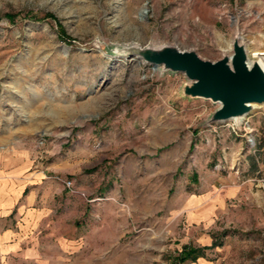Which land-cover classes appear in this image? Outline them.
<instances>
[{
	"label": "rangeland",
	"instance_id": "rangeland-1",
	"mask_svg": "<svg viewBox=\"0 0 264 264\" xmlns=\"http://www.w3.org/2000/svg\"><path fill=\"white\" fill-rule=\"evenodd\" d=\"M237 34L264 53V0H0V155L39 179L9 264H264V105L210 122L185 74L116 55Z\"/></svg>",
	"mask_w": 264,
	"mask_h": 264
},
{
	"label": "water",
	"instance_id": "water-1",
	"mask_svg": "<svg viewBox=\"0 0 264 264\" xmlns=\"http://www.w3.org/2000/svg\"><path fill=\"white\" fill-rule=\"evenodd\" d=\"M237 34L232 55L217 62L203 60L195 51H181L164 46H139L116 49V55L137 57L144 63L160 67L161 72L183 73L191 82L184 87L190 98L211 100L220 108L210 122L239 121L256 107L264 105V70L258 63L249 65L246 45Z\"/></svg>",
	"mask_w": 264,
	"mask_h": 264
},
{
	"label": "crops",
	"instance_id": "crops-1",
	"mask_svg": "<svg viewBox=\"0 0 264 264\" xmlns=\"http://www.w3.org/2000/svg\"><path fill=\"white\" fill-rule=\"evenodd\" d=\"M27 168L5 162L0 155V264L11 262L10 255L17 249L16 237L34 222L35 200L27 196V191L35 188L39 179L35 174H28Z\"/></svg>",
	"mask_w": 264,
	"mask_h": 264
},
{
	"label": "bare ground",
	"instance_id": "bare-ground-1",
	"mask_svg": "<svg viewBox=\"0 0 264 264\" xmlns=\"http://www.w3.org/2000/svg\"><path fill=\"white\" fill-rule=\"evenodd\" d=\"M231 47L229 46L226 50L227 51H230ZM246 52H247V55H248V58H249V65H253L254 63H258L262 69L264 70V53H253L251 51H249L247 48H246ZM253 106H251L252 108Z\"/></svg>",
	"mask_w": 264,
	"mask_h": 264
},
{
	"label": "trees",
	"instance_id": "trees-1",
	"mask_svg": "<svg viewBox=\"0 0 264 264\" xmlns=\"http://www.w3.org/2000/svg\"><path fill=\"white\" fill-rule=\"evenodd\" d=\"M199 253L200 252L197 251V250L196 251L195 250H192V251H189V252L184 251L183 254H182V256L180 257V259L183 260L184 262L186 260H188V259L196 260L200 256Z\"/></svg>",
	"mask_w": 264,
	"mask_h": 264
},
{
	"label": "built area",
	"instance_id": "built-area-1",
	"mask_svg": "<svg viewBox=\"0 0 264 264\" xmlns=\"http://www.w3.org/2000/svg\"><path fill=\"white\" fill-rule=\"evenodd\" d=\"M64 184L70 189L72 190L74 188V185L72 182H68V181H65Z\"/></svg>",
	"mask_w": 264,
	"mask_h": 264
}]
</instances>
